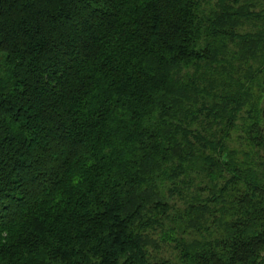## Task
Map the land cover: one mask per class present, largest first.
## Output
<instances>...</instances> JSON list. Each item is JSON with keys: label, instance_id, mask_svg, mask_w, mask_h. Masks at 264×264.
<instances>
[{"label": "trees", "instance_id": "16d2710c", "mask_svg": "<svg viewBox=\"0 0 264 264\" xmlns=\"http://www.w3.org/2000/svg\"><path fill=\"white\" fill-rule=\"evenodd\" d=\"M264 0H0V264H264Z\"/></svg>", "mask_w": 264, "mask_h": 264}, {"label": "rangeland", "instance_id": "374dc122", "mask_svg": "<svg viewBox=\"0 0 264 264\" xmlns=\"http://www.w3.org/2000/svg\"><path fill=\"white\" fill-rule=\"evenodd\" d=\"M264 4V3H263Z\"/></svg>", "mask_w": 264, "mask_h": 264}]
</instances>
